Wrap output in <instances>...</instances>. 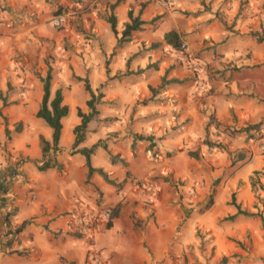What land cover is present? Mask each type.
I'll use <instances>...</instances> for the list:
<instances>
[{"label":"crops","instance_id":"0c3cea01","mask_svg":"<svg viewBox=\"0 0 264 264\" xmlns=\"http://www.w3.org/2000/svg\"><path fill=\"white\" fill-rule=\"evenodd\" d=\"M4 1L16 7L27 0ZM131 5L135 16L141 10L146 25L117 47ZM110 8L101 14L91 9V21L86 24L95 35L91 45L104 41L107 54L97 67L90 62L74 73L59 150L55 156L51 153L62 169H37L47 158L42 157L39 137L51 142L52 135L40 122L21 134L22 148L17 151L29 162L20 168V180L11 181L15 172L6 168L10 162L0 154V169L11 174L6 178L0 171V178L10 179L7 185L12 191L11 198L0 204V238L6 229L4 211L14 209L11 227L27 223L12 245L15 253H7L0 240V264H93L88 259L91 253L101 255L102 264H264V230L259 217L238 216L222 226L219 223L236 213L230 205L233 194L242 210L259 211L264 219V192L252 191L249 183L254 172H264V155L258 152V144L229 139L233 149L249 150L252 158L245 176H239L245 178L244 184L237 182L229 190L228 186H213L208 210L202 205L211 189L209 182L200 183L206 173L198 162L203 157L212 161V155L218 158L219 150L202 147L199 160L187 155L200 147L212 116L220 124L236 128L260 123L264 145V0H120L113 11L116 37L107 23ZM171 31L179 34L185 50H174L165 43L164 36ZM5 39L0 36V95L8 92L10 96L4 107L0 100V109L21 106L16 94L22 74L13 69ZM164 75L184 83L158 91ZM65 77L70 83L72 77ZM85 79L95 95H103L97 120L88 124L85 138L95 133L98 141L107 133L94 132L95 122L108 124L110 118L120 117L123 124L131 118L137 122V135L155 139L152 148L143 141L135 143L137 151H131L133 139L125 129L119 136L120 141L127 137L125 144L96 149L92 166L102 169L117 186L96 174L87 182L84 159L67 154L73 130L80 124L74 108L89 113ZM25 85L22 95L28 98L30 93L28 103L33 111L41 103L42 83L26 74ZM216 131L210 128L211 135ZM106 150L111 152L108 157L123 159L126 167L110 160L106 166L94 165ZM168 153L172 155L167 157ZM146 154L159 159L154 161ZM256 157L259 168L253 164ZM194 167L200 169L193 171ZM118 168L121 174L115 175ZM150 178L155 180L151 188L149 184H142L141 189L137 186L136 179ZM259 181L264 186V176ZM259 194L263 205L257 210L255 195ZM80 207L98 214L108 211L110 219H97L88 236L70 234L73 212ZM194 227L199 228V235Z\"/></svg>","mask_w":264,"mask_h":264},{"label":"rangeland","instance_id":"374dc122","mask_svg":"<svg viewBox=\"0 0 264 264\" xmlns=\"http://www.w3.org/2000/svg\"><path fill=\"white\" fill-rule=\"evenodd\" d=\"M115 1L116 0H27L24 1L23 4H20V6L13 7L9 5L7 6L4 0H0V36H4L9 45V51L11 53V57L9 58H11L13 69L20 71L22 74V77L19 78L21 84L19 85L18 91L20 92L19 94H16L18 98H20L18 100H20L21 106L0 109L2 114L0 115V124L2 125V131L0 133V154L10 162L7 164L6 168H9V170L11 169L15 174L14 177L12 176V178H10L11 174L7 175V173L1 169L0 171L3 172L2 175L6 178L9 177L11 181L20 180V168L29 162L27 158L19 153L22 148L19 143V140L22 137L21 134H23V131L27 132L32 126H35L37 122L44 124L42 120L36 118V112L39 107L31 111L30 104L28 103L31 96L30 93L28 98L25 96L23 97L22 95L23 90L26 88V74L35 76L36 78H38V76L44 77L47 71V64H49L52 68V89H61L64 104H67L69 100L71 101L72 82L76 81L73 78L75 71L85 68L87 63L90 62L97 67L100 63H103V55L106 56L107 54L104 49V41L101 44L96 43L95 45H91L90 43V40L92 41L93 38H95V35L92 34V27L88 30L86 25L91 21V9L97 11L98 14L103 12L107 13V8H109V6L111 7ZM132 7L133 6L131 5L130 8L133 11ZM59 14L66 16V24L57 29L51 25L50 21L54 16ZM105 43L107 44V42ZM104 64H106V62H104ZM65 76H69V78L72 77L70 83ZM4 94L5 96L1 95L2 98L6 97V101H8L10 93L5 92ZM12 94L14 93L12 92ZM98 94L99 93L97 92L96 95ZM75 97H78V95L75 94ZM76 113L77 107L73 110L74 116H76ZM122 122L123 118L120 117L110 118L108 124H101V120L96 121L93 127L94 132L105 131L107 134H105V136L103 135V138L98 141H95L97 134H89L87 138H84L80 147H83L84 145L92 146V144L98 142L100 143L101 149L104 147L107 148L108 146H111V148H114L115 146L118 147L119 145L125 144L124 139L127 137L123 138L122 141L119 139V136L125 129L129 130L126 134H129V136L134 139V136L137 135L134 131L137 122H135L133 118L125 124ZM19 123L22 125V130L17 133L15 131V126ZM4 128L9 131L8 135L5 134ZM252 134H254L255 140L247 142L252 145L258 144V152L263 153L262 155H264V145L262 146V142H260L262 138H259L258 133L252 132ZM212 137V139L222 142L225 145V148L217 149L219 150L218 158L214 159V156L212 155V161H207V159L203 157L204 160L202 159L198 162L199 165L204 167V172L206 173L204 178L202 177L200 183L205 186V184L209 182L211 189L209 195L206 196V199L204 200L205 204L202 205L204 207L209 200L212 199L211 197H213V186H215V188L221 186L225 188L228 186L227 190H229L230 188H233L237 182L239 186L244 184L242 179L245 178L241 179L239 176H245L244 173L249 168L248 163L252 158V152L249 150L247 151L245 149V152L244 149L241 151L233 149L229 140L230 138L227 136V132L220 135L216 131ZM238 138L244 139V136ZM72 143L73 141H71L66 147V150H68L67 154L70 156L76 155L72 153ZM130 144L131 143L128 145L130 146ZM130 147L131 151H137V146L136 148L135 145L134 147H132V145ZM149 147L150 144L147 148ZM242 151L246 155V159L243 161L236 160L239 152ZM108 153L111 152H108L107 150L103 152L98 161H93L94 165L106 166L107 162L110 160ZM146 155L149 156V159H154V161H158L159 159V157L155 155ZM234 161L235 164L233 165L232 162ZM42 164L39 166H42ZM253 164L254 167L259 168L257 157L254 159ZM194 165H196V163H194ZM197 168L198 170L200 169L199 167H194L192 170L195 171ZM16 174H18V176H16ZM117 174H121L120 168L115 172V175ZM9 178L7 181L10 180ZM254 179L257 180L258 178L254 177ZM136 180V184L140 189L142 188V184H149L148 188H151L154 183L153 181H155L151 178L149 180ZM10 193H12L11 190L10 192L8 191L10 197L8 195L0 194V204L6 202V198H11ZM98 198V201L102 200L100 193L98 194ZM255 198L254 207L259 210V205H263V199L260 198V194L255 195ZM4 209L7 210V208ZM108 210L110 209L108 208ZM4 212H6V214L13 213L14 209L12 208L11 210ZM223 222H225V219L219 221L221 226L224 224ZM16 227V225L12 226L10 232ZM194 229L196 230V234L199 235V228L194 227ZM4 232L5 233L0 240L3 246L7 249V253H9L11 252L12 247L7 248L6 242L10 240L15 242L17 241V237L13 236V234L7 236V229H5Z\"/></svg>","mask_w":264,"mask_h":264},{"label":"trees","instance_id":"16d2710c","mask_svg":"<svg viewBox=\"0 0 264 264\" xmlns=\"http://www.w3.org/2000/svg\"><path fill=\"white\" fill-rule=\"evenodd\" d=\"M120 2V0H117L115 4L111 6V14L107 19V23L110 25V29L112 34L116 37L117 36V19L115 15L113 14L115 6ZM141 10L138 12V14L135 16L133 14L132 10H129L127 13L128 22L124 25L123 31L121 32V37L117 40V47H120L122 43L126 42L131 33L135 31H140L144 25H146V22L142 21L140 18ZM165 43L171 47L174 50H180L182 42L180 40L179 34L175 31H171L167 33L164 36ZM154 47V46H153ZM156 47V46H155ZM166 75L162 77V83L159 87L158 91L163 90L168 85H175V84H182L184 81H179L176 79H166ZM38 79L42 83V99L41 103L39 105V108L36 112V118L40 119L44 122V124L51 130V142L46 141L42 136L39 137V143L41 147V153L44 163L42 166H39L37 169L40 172L47 171L49 169L56 168L57 170L62 169V165H60L56 159H55V153L59 150V142L61 140V132H62V121L68 117L69 115V108L67 105L64 104L63 101V94L61 89H56L53 93L51 92V80H52V68L49 64H47V71L45 76H38ZM84 90L89 95V100L86 101V106L89 109V113L85 114L80 109H77V117L80 119V124L76 126L73 130L74 133V140L72 143V149L73 154H78L84 159L85 167L87 169V182L89 179L94 175L100 176L107 184L112 186H117L116 183L109 178V176L102 170L98 168H94L91 163V157L96 151L98 147H100V143H96L92 145L91 147H82L80 148V145L83 143L85 134L87 132V126L88 124L96 120L99 112L97 110V105L101 103V99L103 95L99 93L98 95H95V93L91 90L90 85L88 81L85 79L84 81ZM154 93V90H152ZM0 100L2 101L3 107L6 106V100L5 98H2L0 95ZM1 115V113H0ZM233 121L235 119L233 118ZM217 130V132L226 133L229 138H237L244 136L245 141L255 140L254 134L252 132L258 133L259 138H261L260 134V123L254 124V125H247L245 127L236 128L232 126H226L220 124L213 116L208 120L207 124L205 125V136L203 140L200 142V147H198L195 151H188L187 155L194 160L200 159V153L201 148L205 147L207 150H214V149H224L225 145L222 142L216 141L212 139V135L210 134V128H213ZM22 125L19 123L15 126V131L18 133L21 131ZM9 131L6 129L5 134L8 135ZM149 142L150 147L152 148L155 144V139L152 136H143V135H135L133 139L132 147H134L136 142ZM105 148V147H104ZM106 149V148H105ZM51 153L54 155H51ZM172 153H168V156H171ZM110 157V163L113 165H122L123 167H126V162L119 158L118 156H112L109 154ZM246 159V155L244 152H239L236 160L243 161ZM232 164H235V161L232 162ZM14 171H12L13 173ZM261 176H264V172H254L253 177L250 178V186L252 191H262L264 192V186L261 185L259 178ZM254 177L258 178L257 180L254 179ZM8 186V185H7ZM119 186V185H118ZM7 187L0 184V194L5 195L7 193ZM212 205V199L209 200L207 205L205 206V209H208ZM230 205L233 206L236 209L235 215L229 216L225 219V221H233L238 216H244V217H259L260 221L262 223V227L264 230V219L261 216L260 212L257 211L255 213H250L247 211H244L241 209L240 205L236 203L234 194L231 197ZM13 216V213L6 214L4 216V225L7 229V236L13 234V236H17L24 230L26 226V222H23L16 228H14L10 232L11 224H10V218ZM109 225V224H108ZM14 242L12 240L6 242V247L11 248ZM15 253V251L11 252Z\"/></svg>","mask_w":264,"mask_h":264},{"label":"built area","instance_id":"2783aa9c","mask_svg":"<svg viewBox=\"0 0 264 264\" xmlns=\"http://www.w3.org/2000/svg\"><path fill=\"white\" fill-rule=\"evenodd\" d=\"M50 22L54 28L57 29L61 28L66 24V16H64L63 14L56 15L51 19ZM181 50H185L184 44L181 45ZM0 184L7 187L8 189L6 178L4 177L0 178ZM99 218L100 219L102 218L104 220H109L110 212L104 211L103 213L98 214L94 211H89L84 207L77 208V210L73 212L72 215V223L69 227V233L79 236H88L92 231V227L96 225V222L98 221L97 219ZM88 259L93 264L103 263V257L96 253L89 254Z\"/></svg>","mask_w":264,"mask_h":264}]
</instances>
